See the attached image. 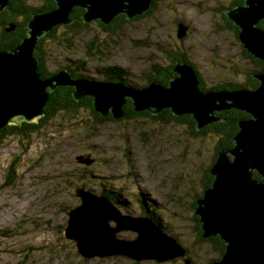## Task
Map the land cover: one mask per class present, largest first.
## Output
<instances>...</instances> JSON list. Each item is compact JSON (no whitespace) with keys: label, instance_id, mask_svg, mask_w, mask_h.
I'll return each mask as SVG.
<instances>
[{"label":"rangeland","instance_id":"rangeland-1","mask_svg":"<svg viewBox=\"0 0 264 264\" xmlns=\"http://www.w3.org/2000/svg\"><path fill=\"white\" fill-rule=\"evenodd\" d=\"M43 2L31 4L39 7ZM159 2L152 14L112 34L97 22L75 38L59 29L56 40L45 42L49 71L84 60V77L102 81L98 70L119 67L129 72L130 83L141 86L152 63H167L164 50H176L196 66L207 89L246 81L253 66L220 12L227 0ZM179 22L189 27L183 40H177ZM91 42L95 53L89 56ZM116 121L99 125L87 111L58 114L27 138L15 135L0 142V264H183L83 258L64 236L68 213L80 204L77 186L96 194L103 186L117 191L114 204L124 205L125 215L142 216L144 206L155 210L164 231L188 248L196 264L218 257L210 243L200 241L193 217V202L214 160L217 136H198L189 125L148 116ZM80 155L95 161L79 164ZM13 162L14 180L7 185ZM117 237L133 240L136 234L127 231Z\"/></svg>","mask_w":264,"mask_h":264},{"label":"water","instance_id":"water-1","mask_svg":"<svg viewBox=\"0 0 264 264\" xmlns=\"http://www.w3.org/2000/svg\"><path fill=\"white\" fill-rule=\"evenodd\" d=\"M11 0H0V12ZM56 7L36 13L27 24V36L10 50H0V135L5 127L38 123L51 93L59 87H71L73 99L92 98L94 111L102 117H124L130 101L136 112L157 116L170 110L174 116L191 115L199 131L223 122L218 113L237 109L249 115L238 121L239 131L230 150H220L210 174L214 180L197 200L203 239L218 236L225 243L221 259L213 264H264V73L253 75L259 81L255 89L202 90L195 69L177 63L168 86L152 82L141 88L123 82L76 78L66 68L49 78L39 72L35 53L40 39L56 26L74 23V8L84 10L83 23L95 21L108 26L124 15L132 20L147 13L154 0H54ZM239 28L238 39L255 59L264 62V0H244L224 12ZM15 30L12 25L7 31ZM188 26L178 24L177 38L186 37ZM91 166V155L76 158ZM261 179H255L254 173ZM80 204L68 213L64 228L66 239L73 241L85 259L122 257L134 262L157 263L177 259L191 264L186 248L147 216L125 215L105 195L77 186ZM133 232V240L118 238L121 232Z\"/></svg>","mask_w":264,"mask_h":264},{"label":"trees","instance_id":"trees-1","mask_svg":"<svg viewBox=\"0 0 264 264\" xmlns=\"http://www.w3.org/2000/svg\"><path fill=\"white\" fill-rule=\"evenodd\" d=\"M31 1L32 0H11L9 6L4 11L0 12V29H1L0 50H10L12 48H15L18 44L21 43L22 39L27 36V24L32 19V17L36 13L50 11L56 7L54 0H44V2L39 7L33 6L31 4ZM159 1L162 0H154L150 11L132 20H127L124 15H121L115 18L114 21L108 26L101 24V22L99 21H95V22H97L99 28L103 32L107 34H112L116 30L121 29L125 24H128L131 21L141 20L146 16L152 14V12H154L155 9L158 7V4L160 3ZM228 1L230 5H235L238 4L239 3L238 1L240 0H228ZM227 9L228 7L226 8L224 7L223 9L220 10V12L223 13L222 15L224 16L225 19H227V17L225 16L224 12ZM83 13L84 10L82 8L79 7L74 8L72 14V18L74 19L73 24L69 26H62V25L56 26L44 38L39 40L37 44V50L35 56L39 60V72L45 78H49L53 76L55 73H57L60 70L58 69L56 72L49 71V68L47 66L48 60L44 49L46 40L47 39L56 40L57 31L61 28H64L65 30H67V32H70L71 35H73L75 38V36H77L78 33H80L83 29L89 26V23L87 24L83 23L82 20ZM229 23L232 25V28L239 34V28H236L230 20ZM12 25H15V30L8 32L7 29H9ZM67 41L69 43V46L73 44L72 39L70 37L67 39ZM93 48H94L93 42H91L90 46L88 44L87 52L89 56L94 55L93 53H95V51L93 50ZM96 53L102 54V52L99 50ZM164 53H165V60L167 61V63L166 64L162 62L152 63L149 67L148 74H146L147 79L145 80V84L141 86L130 83L128 81L130 78L129 72L119 67H108L106 68L105 71L98 70L97 74L104 77L103 79L104 81H113V82L121 81L126 86H132L134 88H141L152 82H157L162 85L168 86L170 80L176 77V74L174 73V68L176 64L187 63L195 69L199 78L200 88L202 90H206V91L208 90L205 88L206 85L203 82L201 74H199L195 66L191 63L189 58L185 56L184 53L178 52L176 50H170V51L164 50ZM243 54L245 58L248 59L253 66L251 71L246 73L247 75L246 81L242 85L235 83H225L223 85L212 87L210 88V90H220V89L235 90L240 88L255 89L258 87L259 81L256 78H254L253 75L257 72L264 73V62L255 59L244 48H243ZM64 68L69 70L72 73V75L76 78L79 77V78L89 79L87 77H84L83 74L84 72H86V61L84 60L73 62L72 65H67ZM89 80H95V79H89ZM73 91L74 89L71 87L62 86L57 88L55 91L51 93L50 100L48 101L47 105L44 108L45 115L40 119L38 123L24 122L21 123L20 125L7 126L4 128L2 134L0 135V142L6 137L15 136V135L27 138L30 134L38 132L42 127H44V125L48 123V121L54 119L58 114H73L78 116V114L81 113L82 111H87L91 113V115L94 117L95 121L99 125L107 122H117L116 120L112 119L111 116L102 117L100 114L96 113L92 107L91 97H85L81 101L75 102V100L73 99ZM124 112L125 115L121 119H131L138 116L140 117L148 116L152 119H161L163 121H168V122L169 120L170 121L172 120L178 124L189 125L193 130V134L195 135L204 136V135L212 134L217 136L218 140H217V147H216L214 160L207 169V171L205 172L204 181L202 182L203 189L201 190V193L200 194L197 193L198 195L196 194L195 201L193 202V209H194L193 213L196 219V223L198 225L197 231L200 241L210 243L214 247V250H216V252L218 253V257L213 259L209 264H213L215 261H218L219 259H221L222 255L225 252V243L218 236L211 237L208 239H203L202 237L203 231L201 228L200 218L198 215H196L197 200L199 198H202L204 190L210 187L213 183L214 178L210 174V169L213 166L214 162L216 161L218 152L220 150H230L231 148H233L234 137L239 131L238 121L241 119L248 118L249 115L237 109H229L221 113H218V116L221 119H223V122H216L198 131L196 129V123L191 115L174 116L172 115L170 110H164L158 116H152L151 113L147 111L136 112L134 106L131 104L130 101L124 106ZM14 164L15 163L13 162V164L10 166L8 181L6 182L7 185L13 183L14 175H15ZM253 177L255 179H261L260 175L256 172L253 174ZM116 193L117 191L107 190L106 187L103 186L99 195H105L106 197L109 198L111 202L115 203L114 198L116 197ZM118 194H121V192H118ZM116 201L119 200L116 198ZM144 201L145 199H143V203ZM124 207H125L124 205H120L119 209L121 210ZM143 210H144L143 212L144 216L150 218L159 227H161V229L164 230L165 227L163 226L161 221L154 217L155 210H149L145 206ZM181 261L183 262V260ZM183 264L185 263L183 262Z\"/></svg>","mask_w":264,"mask_h":264},{"label":"flooded vegetation","instance_id":"flooded-vegetation-1","mask_svg":"<svg viewBox=\"0 0 264 264\" xmlns=\"http://www.w3.org/2000/svg\"><path fill=\"white\" fill-rule=\"evenodd\" d=\"M239 3L238 4H235V5H230L229 4V1L227 0V7H228V9H231V8H233V7H236V6H242L243 4H244V0H240V1H238ZM230 7V8H229ZM152 8V7H151ZM226 8V7H225ZM227 9V10H228ZM151 10V9H150ZM149 10V11H150ZM221 14H223V13H221ZM149 16V15H148ZM223 16V15H222ZM147 17V16H146ZM223 19H224V21L227 23L226 25H227V27H229L234 33H235V35H236V37H238V33L232 28V25L229 23V19L227 20V19H225L224 18V16H223ZM232 22V21H231ZM179 23H182V22H179ZM178 23V24H179ZM184 23V22H183ZM185 24V23H184ZM186 25V24H185ZM263 25V26H262ZM258 27L259 28H261V29H263L264 30V20H261L260 22H259V24H258ZM236 28H238V27H236ZM177 30H178V25H177ZM188 31H189V27H188ZM187 34H188V32H187ZM177 40H179V39H177ZM183 40V39H182ZM242 45V44H241ZM195 68H196V66H195ZM148 70H149V68H148ZM177 76V75H176ZM199 79V78H198ZM203 82H204V80H203ZM199 84H200V82H199ZM205 88H206V86H205ZM207 89V88H206ZM208 90H210V88H208ZM240 111V110H239ZM193 217H194V213H193ZM194 220H195V222H196V219H195V217H194ZM197 223H196V229H197ZM200 239V238H199ZM187 249V256L192 260V264H196L195 263V260L192 258V256H191V254H190V251L188 250V248H186ZM180 260L178 259L176 262H179Z\"/></svg>","mask_w":264,"mask_h":264},{"label":"bare ground","instance_id":"bare-ground-1","mask_svg":"<svg viewBox=\"0 0 264 264\" xmlns=\"http://www.w3.org/2000/svg\"><path fill=\"white\" fill-rule=\"evenodd\" d=\"M73 24V23H72ZM192 264V263H191Z\"/></svg>","mask_w":264,"mask_h":264},{"label":"clouds","instance_id":"clouds-1","mask_svg":"<svg viewBox=\"0 0 264 264\" xmlns=\"http://www.w3.org/2000/svg\"><path fill=\"white\" fill-rule=\"evenodd\" d=\"M163 230V229H162Z\"/></svg>","mask_w":264,"mask_h":264}]
</instances>
